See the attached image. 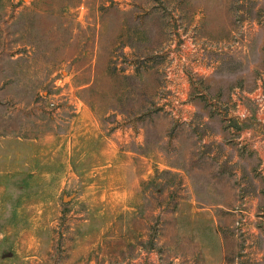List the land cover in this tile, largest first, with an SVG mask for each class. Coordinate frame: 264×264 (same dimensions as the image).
<instances>
[{"label": "rangeland", "instance_id": "1", "mask_svg": "<svg viewBox=\"0 0 264 264\" xmlns=\"http://www.w3.org/2000/svg\"><path fill=\"white\" fill-rule=\"evenodd\" d=\"M6 134L0 264H264V0H0Z\"/></svg>", "mask_w": 264, "mask_h": 264}, {"label": "crops", "instance_id": "2", "mask_svg": "<svg viewBox=\"0 0 264 264\" xmlns=\"http://www.w3.org/2000/svg\"><path fill=\"white\" fill-rule=\"evenodd\" d=\"M34 141H35L34 143L37 144L39 147H40V144H42V146L43 145L45 146V143H43L39 139L38 140L34 139ZM5 143L7 145L5 146L6 147L5 153L2 154L4 156H0V171H3L5 167L6 168H10L12 166V163H13L12 160L14 159V154H15L14 153L15 152L14 151V136H11V135L6 134V136H5ZM203 215H204V213H203ZM206 218H207V214H206L205 218H202L201 219V221L202 220H205ZM211 218H212L211 215H209V219H211ZM205 232H207V231L206 230H203V235L205 236V239L207 240V242L211 246L213 245L214 248L219 247V245L216 242L215 236L209 235L208 233H205ZM208 236H209L210 239L208 238ZM211 238L213 240H211ZM218 240L219 239H217V241Z\"/></svg>", "mask_w": 264, "mask_h": 264}]
</instances>
